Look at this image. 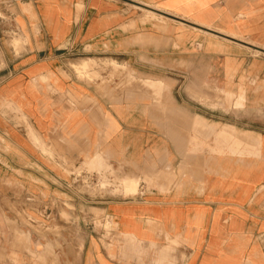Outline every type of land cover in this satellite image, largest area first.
Returning <instances> with one entry per match:
<instances>
[{
	"label": "crops",
	"instance_id": "1",
	"mask_svg": "<svg viewBox=\"0 0 264 264\" xmlns=\"http://www.w3.org/2000/svg\"><path fill=\"white\" fill-rule=\"evenodd\" d=\"M261 257L264 0H0V264Z\"/></svg>",
	"mask_w": 264,
	"mask_h": 264
},
{
	"label": "rangeland",
	"instance_id": "2",
	"mask_svg": "<svg viewBox=\"0 0 264 264\" xmlns=\"http://www.w3.org/2000/svg\"><path fill=\"white\" fill-rule=\"evenodd\" d=\"M86 68H89V65L87 66V64H84L83 69H86ZM94 77L96 78L97 75H95ZM90 78H93V77L90 76ZM224 99L226 101H228L226 96H224ZM70 175H71L70 180L73 181V184L70 186L73 194L71 195V193H70V196H74L75 193L78 192V190L79 191L87 190L88 192H94V189H90V188L94 187L92 184V182H93L92 174H89V178H86V179L83 178V179H85L84 181L83 180L78 181V177H80V173H78V171H74ZM104 177L105 176H103L102 178H104ZM97 179H99V176H97ZM83 183L87 187H83ZM125 184H126V191H128V192H135L136 191V182L134 180H129ZM64 208L65 209L62 210L60 217L63 218L65 221L72 222L73 219L75 221L76 220V214L74 213L75 207L71 203H65ZM66 210H69V212ZM93 217H94V219H93L94 226H96V228L98 230H104L105 235H108L109 230H110V226L107 223H103V221H101V218L97 213ZM165 258H166V254H162L160 256V259H165ZM250 261H251V264H264V258L263 257H261L259 260L251 259Z\"/></svg>",
	"mask_w": 264,
	"mask_h": 264
}]
</instances>
